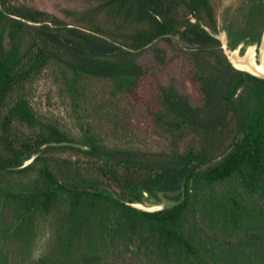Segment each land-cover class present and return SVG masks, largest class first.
I'll use <instances>...</instances> for the list:
<instances>
[{
  "label": "trees",
  "instance_id": "obj_1",
  "mask_svg": "<svg viewBox=\"0 0 264 264\" xmlns=\"http://www.w3.org/2000/svg\"><path fill=\"white\" fill-rule=\"evenodd\" d=\"M75 1L86 26L0 0V264H264V80L203 28L231 50L259 42L264 0ZM49 64L75 100L83 79L108 80L168 150L106 143L91 122L73 136L36 113L25 89ZM148 197L172 204L132 206ZM42 220L52 240L34 258Z\"/></svg>",
  "mask_w": 264,
  "mask_h": 264
},
{
  "label": "rangeland",
  "instance_id": "obj_2",
  "mask_svg": "<svg viewBox=\"0 0 264 264\" xmlns=\"http://www.w3.org/2000/svg\"><path fill=\"white\" fill-rule=\"evenodd\" d=\"M23 4L30 5L53 13L57 18L71 25L86 26L84 22H78L76 13L85 10L88 5L75 0H21ZM231 3L220 4L219 16L223 9ZM221 24V21L219 22ZM257 42L246 38L238 47L237 51L243 55L247 48ZM258 61V56L255 55ZM181 84L196 100L198 95L186 79ZM81 97L75 100L66 90L61 76V69L54 64L46 66L37 79L25 89L27 99L36 113L43 118L58 123L73 136L80 137L83 123L91 122L96 132L100 134L106 143L128 145L153 152H166L168 141L157 126L145 113L132 103L114 95L112 85L108 80L83 79L80 83ZM79 102V106L75 104ZM14 184L25 180L11 179ZM14 184L13 187L15 186ZM17 187V186H16ZM19 187V188H22ZM243 203L247 205H261L254 196H242ZM172 202L163 200L155 203L154 198H146L142 207L149 211H156L170 206ZM52 240V228L50 222L44 220L39 225V235L34 246V258L44 254ZM14 257L17 251L10 250ZM126 257L125 255L122 258ZM114 264H122L115 258ZM125 264H129L125 260Z\"/></svg>",
  "mask_w": 264,
  "mask_h": 264
},
{
  "label": "water",
  "instance_id": "obj_3",
  "mask_svg": "<svg viewBox=\"0 0 264 264\" xmlns=\"http://www.w3.org/2000/svg\"><path fill=\"white\" fill-rule=\"evenodd\" d=\"M203 28L221 43L224 54L233 69L247 73L252 77L264 80V28L262 30L259 42L250 45L243 55H240L236 49L246 38L241 41L235 49L231 50L228 47L229 39L225 30L214 34L206 26H203ZM248 53L250 54V59L252 62H249L246 59ZM255 55L258 56V61L255 60ZM27 163L28 162H26V164ZM132 206L144 211H149L142 207L141 204H133Z\"/></svg>",
  "mask_w": 264,
  "mask_h": 264
},
{
  "label": "bare ground",
  "instance_id": "obj_4",
  "mask_svg": "<svg viewBox=\"0 0 264 264\" xmlns=\"http://www.w3.org/2000/svg\"><path fill=\"white\" fill-rule=\"evenodd\" d=\"M246 59L249 61V62H252V60L250 59V54L248 53ZM257 67L259 68V66L257 65Z\"/></svg>",
  "mask_w": 264,
  "mask_h": 264
}]
</instances>
